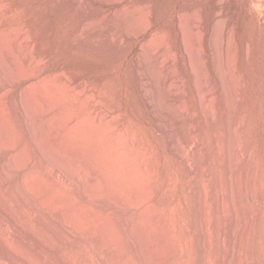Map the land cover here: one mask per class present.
<instances>
[{
	"label": "bare ground",
	"instance_id": "obj_1",
	"mask_svg": "<svg viewBox=\"0 0 264 264\" xmlns=\"http://www.w3.org/2000/svg\"><path fill=\"white\" fill-rule=\"evenodd\" d=\"M123 1L124 0H0V92L3 93H1L0 96L2 95L1 97H7V94L5 93H8L9 91L10 94V91H12L10 89L13 85H17V83L22 80L27 81L28 85H26L20 95L16 98L14 97L15 99L13 102V106L18 115L21 116V119L19 120L20 123L27 127L31 143L34 149L39 152L40 156L37 161H33V164L29 170L23 171V175L20 179V182L26 189V196H23L20 190L19 192H16L21 194L12 191L10 197H6L2 192H0V214L4 218V222H7V225L8 223H10L15 229L14 231L21 232L25 236L29 246V248H26L21 246L6 245L7 247L5 248L2 244V234L0 236V254L2 256L0 264H165L163 262V258H167L170 255V252L176 247V236L174 233V227L171 226V215L169 210L179 203V198L175 193V187L177 183L176 175L172 171V168L168 170L169 174L166 180L167 194L165 198H161L158 195L153 194L149 195V197L145 196L143 192L144 189H146L145 185L149 184L151 186V184L158 178L160 172L156 168H152L149 174L145 173L144 166L148 165L151 161V150L150 147L145 144L143 136H141L139 132L135 130V124L133 123V120L130 119L128 111L125 109L120 99L121 85L117 83L114 78L112 79L109 77L106 79V81L104 82V91L99 90L100 93H103L101 97L102 99L99 103L107 109L105 110L103 109V107L102 109L105 110L106 113L103 112V115L98 116L100 115L98 114V112L100 113L102 109L100 108V110L98 109V107H95L98 102L96 104L93 103L94 101L92 102V95H94V92L93 94L89 92V95H87L86 97L90 96V93L92 94L91 97H88V99H86L85 97L86 100H82L84 101L82 103L80 101L81 96L80 98L77 97V94H79V92H75L77 93L76 95H71L73 92L71 93L69 91V94L71 93V99L67 97L69 94L67 96L62 95L66 89L60 86L62 90L64 89V91L61 92V89L58 86L59 83L57 82L56 85L60 89V91L58 90L57 92L59 93V95H61H58L59 97L57 96V98L56 95L54 97V99H56L54 101H57V104H60L57 105L53 101L52 103L50 100V96H52V94L50 95L49 91L51 90V93H53V90L55 89L53 88L52 90L51 88L54 85L51 84L52 86H50L48 82L52 83V81H58V79L56 78H59V71H57L56 73L50 72L46 75H41L42 64L39 62L42 59L48 60L50 58L51 50L47 42L53 41V37L50 35L53 30L57 28L59 23L64 24L63 31L66 35L73 33L76 26L82 27L79 32H77L76 34L74 33L75 36L72 37L74 38V40L73 42H71L72 48L74 50H80L81 43H83H79L80 41H91V34L106 26L104 24L107 20V16L102 13V10L110 8ZM67 4H71L72 7L68 6V10L66 8L64 10L63 8ZM123 8L124 7L119 8L117 12L114 11V13L116 12V14H113L114 16L111 17L112 19L110 18L111 20L109 19L110 21L107 24L108 41L112 46H117L116 49L119 48L120 50L119 53L115 52L116 54L112 57V59L114 60H120L124 50L125 41L131 38L138 37L140 35H147L149 37V32L152 29V24L146 23L147 25L143 26L140 29L135 28V30H129V32L127 31V33H123V31H121V33L116 36L117 25H115V23L117 24V22H115V20L119 19V21L121 20L122 23L124 22L122 20H125V16L127 14L125 13ZM235 9L236 5L232 4L228 12L230 10L232 12H235ZM147 13L149 14V11ZM234 17L225 21H221L218 24L216 23L217 25L215 26V28H213V33H211L212 37L210 43L212 45V49L214 50L213 67L215 68V74L222 82V97L224 99L223 103H225V111L223 114V132L221 136L222 142L220 145L221 147H219L221 149L219 150L217 148V151L219 152L215 157L216 168L212 177V181H209V185L207 183V180L209 178L210 171L206 163L207 154L203 151L197 149L194 150L192 148L198 141L196 128L194 132H192L193 130L191 131L192 133H187L185 131V129H188L186 128V122H188L186 121V117L188 115L185 117V119L182 117L176 118L178 114H182L181 112L176 113L179 108L175 110L174 113V110H172L173 108L170 106L171 104L169 106L172 109H169V107L167 108L166 106L165 108L164 106L160 107V105L162 104V99H167V97L172 94L174 82L170 81V77H163L161 70L164 67L167 59L173 58V56L171 57V53L169 50H167V52L165 53H163V51V54L160 53L162 57L158 55L157 59H155L156 61L154 60L155 62L150 64L148 60L149 57L147 58V56H145L146 54H139L138 90L146 99L145 103L147 105L148 112L151 118L150 124L159 134V136L164 137L169 142L173 156L179 159L182 163V170L180 172V184L185 192L183 200L186 203L190 201L191 210L189 213V218L185 222L181 239L184 247L188 238L193 241L194 264H221V262H223V264H231L232 259L234 260V246L237 237L236 227L239 217L237 211L239 208H237L236 206L235 199L237 198H235L234 194L236 190L234 191L233 189L234 184L232 179H234L233 177L234 173H236V168L239 167L238 165L242 161L240 156H242L241 154L243 153V151L241 150V147H243L241 146L243 144L241 138L243 140V136L241 137V135L243 134L242 128L244 127L247 119V117L245 119V114H239L237 122L235 124H232L231 122L233 113H238L237 111L239 110L238 107L240 106L241 101V97H239L240 90L238 91L239 86L237 87L238 83L236 84L235 81V65H233V63L236 62L233 61L235 59L234 50L236 48V21ZM251 18L253 17L251 16L249 19ZM224 19H227V17H225ZM184 21L180 22L185 32L184 35H186V42L184 41V37L182 38L184 43H187L185 45L187 46V53L189 54L192 72L194 73L193 75H195L198 88L197 96L200 99L201 107L203 106L204 111L210 118H212V116L209 114L210 102H208V99L206 97L208 93L206 95L205 91L206 87L209 86L207 72L205 70L203 60L201 61L197 56V53L200 52V50L197 52V50L195 49L196 47L194 48V45L192 44V40L197 41L199 39L197 34L194 33L192 36V40H189V28H187L189 26H186L187 23ZM228 21L230 24V29H228L229 31L227 34V46L225 52V59L228 65V69H224V55L222 52L223 47L220 41H222L221 37L224 35L222 34L224 33L223 26L226 25L225 23ZM114 25L116 26V28ZM28 39L29 43L30 39L36 40V43H34L36 46L34 53H38V55L40 56V58L37 57L40 60H38L39 62H35L36 57H34L35 61H33V59L30 60V58H27L29 53H26L27 51L25 49V43ZM152 41L154 40H151V38L149 37L144 47L147 52L153 56L156 54L158 47L156 48L154 46L155 44L152 43ZM29 43H27V45ZM15 44H17L18 50L20 52H16L18 53V55L14 53L16 50L13 51L12 49V46H15ZM164 46L166 50V45ZM92 47H89L85 50H90V52L96 54V49ZM171 48L169 49L171 50ZM82 49H84V47ZM142 51H144V49ZM108 58L111 59V57L109 56ZM23 59H29V61H32V63H29V65H25ZM121 67L122 62L114 68L107 67L106 69H95L92 71L89 70L90 72L88 71L87 73H83V71H81L82 73L72 72L73 74H70V72L69 75H72V78L74 80H79L80 78L87 76L89 78V82L87 83H89L91 89H97L102 84V77L104 73L113 72L117 68ZM55 74H58V77H56ZM31 84H40L43 87L42 90L45 89V92L42 91L43 94L41 91L38 93V90L40 88H37V85H34L35 87L33 86V88L38 89H36L38 94L44 96L48 94L50 95L49 99L48 97L47 99L50 100L49 103H51L48 104L49 106H47L50 107L49 111L52 114L46 113V105L44 106V108L42 107L44 110H42L40 106H37V102L35 101L37 96L35 100L33 98L35 95H32L33 97L31 96L30 91L33 92V89L30 90ZM48 86H50L51 88L50 90L48 89L46 91V88H49ZM86 89H84L83 91H86ZM79 90H81L82 93V89ZM108 90L112 93L110 92L111 94H108ZM55 92L56 91H54V93ZM66 93H68V91ZM75 96L78 98L82 105H80V103L73 105L75 104L73 103L75 101L74 98L77 99ZM96 97H98V95ZM72 98L74 101H72ZM6 99L3 98V100ZM78 100L76 101L78 102ZM37 101L38 103L40 102L39 100ZM46 102L48 103V101ZM0 104L2 106V100ZM3 104L6 106V108H8L7 105H9V103L7 104L6 102V105L5 102H3ZM40 104L41 106L43 105L41 102L38 105ZM92 104L96 109L99 110L97 112V115L95 114L96 112H93V109L92 111H88L90 108H92ZM59 106L63 107V110L61 108L62 112L58 110ZM74 106L78 108H75ZM8 110H5L4 108L5 112ZM56 110L58 111V113L56 112ZM1 111H3L2 108ZM49 111L47 110L48 113ZM5 112H3L4 117L0 115V117H2L1 119L3 120H5L4 118L7 116H5ZM0 113L3 114L2 112ZM83 114L85 115L83 116ZM168 119H170L172 123L173 121L182 122L179 126H181V129L183 128L184 133L180 129V132H182L183 134L181 135L182 137L178 136L180 137L178 146L176 141L179 140H176L177 136L176 133L173 132L172 128L174 126L173 124H169L170 120L167 121ZM1 124L3 123H0V126H2ZM63 130H65L66 133H64L65 135L62 133L63 136H65L64 138H67L65 140L64 138L62 140L61 136V131ZM1 132L0 155L3 152L11 149L17 142H19L17 137L18 134L16 136L15 132V136L10 135L13 132H8L9 134L5 136L2 134L3 132ZM215 133L217 134V132ZM132 135L134 137V139L132 140L133 143H131V140H129V138H131L130 136ZM59 137H61L60 140H57V138ZM129 142L132 144L131 147H129ZM208 146L209 148L214 147V137L210 136L208 138ZM21 150V153L16 154L17 156L15 154V156L9 155L10 157L7 161L4 162L2 168L4 172V178H0V184L2 182H6L10 189H13L11 180L13 179V176H15H12V174H15L16 171L21 170L22 167L25 166L24 163H26L27 158H30V156H27V151L25 152L23 149ZM191 153H194L195 156L193 157L194 160L192 161L189 159ZM28 162H30L29 159ZM92 167H95V170H93ZM222 170L224 172V177L222 175ZM254 170V163H249L246 170L245 184L249 181L250 177H253L252 174L254 173ZM42 173L47 176L46 180L50 181H47V183H51V185H49V183H44L45 186H49V191L51 190L50 188H52L51 186H53V189L55 186H59V189H56L58 191H54V189L53 191L55 193L53 191L50 192V194H56V192L59 193V195L56 194L58 195L57 197H60L59 199L61 200L59 204L56 202L54 203V200H52V204L50 200V194V196L48 194L47 195L49 196L48 198H50L49 201L51 203L48 201V199H46L47 204H45L43 202L45 200H40L41 196L36 193L37 190L35 191V189L37 187H40L39 193L44 189H41L43 182L42 184H40L43 176L40 178L41 180H37V178H39V175L41 176ZM102 177H104L107 182L111 186H113L111 188L109 187V192L107 193L102 192L104 191L101 182ZM36 180L40 183L37 182V184ZM114 180H117V182ZM224 181L225 183H223ZM35 183L37 187H33ZM65 184L71 185L75 192V197L72 196V199H74L73 203H76L75 201L78 202V199H83L85 202L93 203L96 206V209H94L90 213V218H96L97 215H99L97 212L99 211V208L102 209L107 208L108 206H113L114 209L110 211L108 210L109 213L107 217H102L92 225H90V222L88 221L90 219L89 216L87 219L89 224L85 222L86 225L83 224L84 222L82 221V223L79 222L80 219L76 220L75 217L77 216H75V213L77 212V210L76 212L73 211V214L71 213L72 218L70 217V219L68 218L69 216L67 217L65 214L56 215L59 207L63 206L66 203L65 201L67 196H65L64 192L62 191V188ZM222 184H224L223 188L219 190ZM248 184L250 185L249 182ZM149 185L147 186L149 187ZM249 185H247L246 187L248 190H246L248 194L251 193L248 187L252 186ZM48 186L47 189H44L45 193L46 191H48ZM127 186H129L130 188H126ZM127 189H132V193L129 191L131 195L127 193ZM210 189L216 192H218L219 190L215 205L216 218L214 220V225L217 230L216 241H214L216 242L217 246L213 244L214 247H217V255L216 257L214 256L215 258L214 260H212V262L208 260L210 258L213 259V257H210L212 253H210L211 251L209 250H212V248L214 247L211 246V248L209 246V243L213 240V238H215H209V232L211 229H213L211 228L209 230L212 221H210V217L208 215H210L209 213L211 207L213 206L212 203V206H210L208 202ZM40 195H42V193ZM245 197H248V195ZM148 200L154 201L150 205L147 204L149 205L147 207L150 208V211L146 209L147 207H143V204L145 205V202L147 203ZM48 204H52L51 207H48ZM160 205H165L166 207H168V209H160ZM77 208L79 209V207ZM226 208L227 210H225ZM224 210L227 211L224 214L227 220L225 219L226 222L223 224L221 222V217ZM256 210L257 209L255 208V211ZM35 211L39 212V214L41 213L45 217L48 222L49 229L54 231L60 239V244H58L57 240L52 236L51 231L50 233H47L48 231L45 233L44 230V234H41V232H37L35 228H30L31 225L28 226L29 224H31L30 219H32V216H34ZM147 211L152 212V217L148 221H146V219H143V216L147 214ZM37 212L35 213L37 214ZM122 213H126L125 219L120 218V215ZM21 216L24 217L23 221L20 220L21 218L18 219V217ZM110 218H116L118 228L120 230H123V233L119 234V236L117 237L113 236L115 234H111L112 236L106 237L104 230L101 229L102 225ZM156 220H158L159 222L156 223ZM253 221L252 223L255 222ZM27 222H29L28 225ZM56 226H58L59 229H57ZM224 228L229 240V245L227 246H225L227 242L225 239L226 237L224 238L222 236V231ZM0 231L2 233V230ZM164 232H167V236L165 237L166 240L163 238L165 236L163 234ZM162 238L166 241V244L163 241L162 243H164V245L161 247L160 243L163 240ZM209 239L212 240L209 242ZM183 241L185 242V244ZM208 247H210L211 249L208 250ZM262 247H259L258 249L259 256L257 259H259V261L256 262V264H261V259L263 258L262 255L264 254ZM128 248L131 251L130 253H128ZM170 264H177V262H173Z\"/></svg>",
	"mask_w": 264,
	"mask_h": 264
},
{
	"label": "rangeland",
	"instance_id": "obj_2",
	"mask_svg": "<svg viewBox=\"0 0 264 264\" xmlns=\"http://www.w3.org/2000/svg\"><path fill=\"white\" fill-rule=\"evenodd\" d=\"M228 1H230V0H124L123 2L117 3L116 5H114L110 8L102 10V13L107 16V20L105 21V24H104V25H106L105 26L106 28L103 27L100 30H98L97 32L91 34V36H90V39H92L91 41H87V40L80 41L79 43L83 42V43H81V49L80 50H74L72 48L71 42H73V40H74V38H72V37H74L75 34L77 32H79V30H81L82 27L76 26L73 33L66 35L63 31L64 30V24H61V23L58 24L57 28L55 30H53V32L50 35L53 37V41L47 42V40H46V42H47V44L51 50V56L48 60L42 59L40 61L37 58V57L40 58L38 53L37 54L34 53V51L36 49V46L34 43H36L35 42L36 40L30 39V43H29V39H28L25 43V47H26L25 49L27 51L26 53H29L27 58H30V60L33 59V61H35V59H36L35 62L40 61L39 63L42 64L41 65V67H42V72H41L42 74L41 75H46L47 73H50V72L56 73L57 71H59V75L57 74L59 76V78H56V79H58V81L55 80V82L52 81V83L48 82L50 86H52V85H54V86L52 88L50 86H48L49 88L44 87V88H46V91L48 89L50 90V88L53 90V88H54L55 90H53V93H54V91H56L55 93H58L57 91L58 90L60 91V89H61L60 86H62V88L66 89L62 95L67 96L69 94V91L71 93L72 92L73 93L79 92V94H77V93H75V94L70 93V94L71 95L77 94V97H79V98L81 96L80 101L82 103L84 102L82 100H84L85 97L87 95H89V92H91L92 94L94 92V95L97 94L98 97H96L97 95L94 96L91 93H90V96H88V97H91V95H92L93 96L92 102L94 101L93 103H95V104L98 102V104L95 105V107H98V109H100V108L102 109L104 106L101 105L99 102L102 99L101 97H102L103 93L102 92L100 93L99 90L104 91V89H105V85H104L105 83L104 82L106 81V79L109 77L112 79L114 78V80L121 85V97H120V99H121L125 109L128 111L130 119L133 120V123L135 124V127H136L135 130H137L139 132V134L141 136H143L145 144L148 145L150 147V150H151V161L148 165L144 166L145 173L149 174L152 168H156L160 172L158 178L151 184V186L149 184H147V185H149V187L147 185H145L146 189H144V191H143L145 196L149 197V195L153 194V195H158L161 198H165V196L167 194L166 180L168 178V174H169L168 170L169 169L172 168V171L175 173L176 178H177L175 193L179 198V203L175 207L169 209L170 215H171V218H170L171 219V226L174 227V233L176 236V247L174 250H172L170 252V255L167 258H163V262L165 264H167V263L170 264L173 262H177V264H194V261H193V258H194L193 241L190 238L187 239L186 244L183 241L185 244V247H184V245L182 244V239H181L182 231H183L184 226H185V222L189 218V213L191 210V204H190V201L188 203H186L183 200V196H184L185 192H184V190L180 184V172L182 170V163L179 159H177L176 157L173 156L169 142L164 137L159 136V134L151 126L150 114L148 112V108H147V105L145 103L146 99L144 98L143 94L138 90L139 54H141V53L146 54L145 56H147V58L149 57L148 60H149L150 64H152L156 61L155 59H157L158 55H160V57H162V55L160 53H162L163 51H164L163 53H165V52H167V50H169L171 53V57L173 56V58L167 59L166 63L164 64V67L161 70L163 77H170V81L174 82L172 94H170L168 96L171 99H169L168 97H167V99L163 97L164 99H162V101H161L162 104L160 105V103H161L160 102L159 105H160V107L164 106V108H165V106L167 108L169 107V109L173 108L172 110H174L173 111L174 113H175V110H177L179 108V110H177L178 112L176 111V113L181 112L182 114H178L177 116L174 114L176 116V118L182 117L185 119V117L188 115L186 117V121H188V122H186V128H188V129H185V128L184 129L188 133V132H191L192 130H193L192 132H194V130L196 128V132H197L196 135H197L198 141L196 142V144L192 148L194 150L197 149V150L203 151L207 154L206 163H207V166H208L209 171H210L209 178L207 180V183L209 185L210 184L209 181H212V177H213V174H214V171L216 168L215 157L217 156V154L219 152L217 150L221 149L219 147H221L220 145L222 142L221 136H222V132H223V114L225 111L224 110L225 109V107H224L225 103H223L224 99L222 97L223 96L222 82L219 80V78L215 74V70H214L215 68L213 67L214 66V63H213L214 62V54H213L214 50L212 49V45L210 43L211 37H212L211 33H213V31H214L213 28H215V26L219 22L228 20L230 18H233L234 16H235L234 18L236 21V24H235V45H236V48L234 50L235 55L233 54L235 56L234 57L235 59L233 61L234 62L236 61V62L233 63V65H235L234 71H236V72H234V75L236 77L235 78L236 84L240 83L239 85L237 84V87L239 86L238 91L240 90L239 91L240 93L239 92L238 93H239V97H241L240 98L241 101H240V106L238 107L239 110L237 109L238 113L237 112H236L237 114L233 113V115H232L233 117H231V119H232L231 122H232V124H235L238 120L239 114L240 115L245 114V119H246V117H247V119H246L244 127L242 128L243 134L241 133L242 134L241 137L243 136V140L241 138V141H243V144L241 142V144H242L241 146H243V147H241V150L243 151V153L241 154L242 156H240L242 161L240 160L241 162L238 165L239 167L236 168V171H235L236 173H234V177H233L234 179H232L233 184H234L233 189H234V191L236 190L234 194H235V198H237L235 200H236V206H237V208H239L237 211V214L239 217H238V223H237V227H236L237 237H236V242H235V246H234V256H233L234 260L232 259L231 264H254V263L256 264V262L259 261V259H257L259 256L258 255L259 247H262V245H263L262 248L264 251V244H263L264 243V0H248V2H247V0H232L230 2H228ZM232 4L236 5L235 12H232L231 10L228 12V10L230 9V6ZM247 5L249 6L250 9L248 8ZM68 6L72 7L71 4H67L66 6H64L63 9L65 10V8H66L68 10ZM246 6L248 9L246 8ZM122 7H124L123 9H124L125 13H127L125 16L126 21L123 19L122 21H124V22L121 23V20L120 21H119V19L115 20V22H117V24L115 23V25H117V28L114 25L116 28V32H117L116 36H118V34H120L121 31H123V33H127V31L129 32V30L130 31L135 30V28L140 29L143 26L150 23V24H152V29L149 32L150 33L149 37L151 38V40H154V41H152V43L155 44L154 46L156 48L158 47L155 55H153V56L150 55L144 47L146 42L148 41L149 37L147 35H140L138 37L131 38V39H128L127 41H125L124 50H123V53H122L120 60L112 59V57L116 53H119L120 50H119V48L116 49L117 46H112L110 44V42L108 41L107 24L112 19L111 17H113L116 14L117 10L119 8H122ZM114 11H116V12L114 13ZM148 11H149L150 15L147 13ZM247 11H248V15L250 17L252 16L253 18L249 19L250 17L247 15ZM222 16H224V17H222ZM225 17H227V19H224ZM247 17H248V19H247ZM180 18H182V19H180ZM184 18H185V21H184ZM143 21H145V22H143ZM180 21L186 22L187 23L186 26H189V27H187V28H189V30H188L189 31L188 33L190 35L189 40H192V36L194 33L197 34L198 39L200 40V41L199 40H197V41L192 40L194 43L192 41H190V42H192V44L194 45V48L196 47L195 49L197 50V52L200 50V52L197 53L198 54L197 56H198V59H200L201 61L203 60L205 70L207 72L209 86L206 87L205 91H206V95L208 93V95L206 97L208 99V102H210L209 114L212 116V118H210L208 116V114L204 111L203 106L201 107L200 99L197 96L198 95L197 83H196L195 75H193L194 73L192 72V66L190 63L189 54L187 53L188 50H187V46L185 45L187 43H184V41L186 42V38H185L186 35H184L185 32L182 28ZM250 22H251V24H250ZM225 24L226 25L223 26V32L224 33H222V34H224L223 35L224 37L223 36L221 37L222 41H220V43L223 47L222 52L224 55L223 68L228 69V65H227L226 59H225L226 58L225 52H226V46H227V43H226L227 34L229 31L228 29H230L229 21L226 22ZM36 27H37V25H36ZM181 30H182V32H181ZM154 36H156V37H154ZM182 37H184V39H185L184 41H183ZM86 41L88 42V44ZM84 42H86V43H84ZM27 43H29V44L27 45ZM50 44L52 45V47ZM92 45H93V47H92ZM164 45H166V50H165ZM68 46L70 47V49ZM88 46L96 49V54H93L92 52H90V50L89 51L85 50V49L89 48ZM12 47H13L12 48L13 51L16 50L14 53H16V52L20 53L18 50L17 44H15V46H12ZM83 47H84V49H82ZM168 47L169 48L172 47L171 50ZM142 48L144 49V51H142L143 50ZM18 53H16V54L18 55ZM108 56L111 57V59L108 58ZM34 57H36V58L34 59ZM107 58H108V60H107ZM10 60H11V58H10ZM23 60H24L25 65H29V63L30 64L32 63V61H29V59L28 60L23 59ZM205 60H206V62H205ZM121 62H122L121 68H117L113 72L104 73V75L102 77L103 78L102 84L97 89L96 88L91 89V86L89 85V83H87V82H89V78L87 76L82 77L79 80L78 79L74 80L72 78V75H69L70 72H71L70 74H73L72 72L82 73L81 71H83V73H87L89 70L92 71L95 69H106L107 67H113L114 68V67H117L119 65V63H121ZM172 74H173V76H172ZM57 75L55 74L56 77H58ZM53 79H54V76H53ZM57 82L60 84V85L58 84L60 89L56 85ZM53 83H55V84H53ZM26 85H28V83L25 80L18 82L17 85H13L10 89V90H12V91H10L11 93L9 94V91H8V93L7 92L5 93V94H7V97L4 95L9 100H7L5 97H1L2 95L0 96L1 97L0 103L2 100V106L0 104V106H1L0 112H2V113L5 112L4 108H5V110H8V109L10 110V111L8 110L5 112V116L7 115L4 118L5 120L1 119L2 117H4L3 116L4 113L3 114L0 113V115L2 116V117H0V119H1L0 123H3V124H1L2 126H0V128L2 127L0 132L2 131L3 133L2 132L1 133L4 136L8 135L10 132H13L10 134L11 136H13L14 132H15L16 136L18 134L17 137H18V141H19L15 144L16 146L14 145L11 149L3 152L0 155V178H4V172H3L2 168H3L4 162L7 161L10 156H12V155L15 156L16 154L21 153V151H22L21 149H23L25 152L27 151L28 155L26 153L25 154L27 156H30V158L29 157L27 158L26 163H24L25 166L22 167L21 170L16 171L15 174L14 173L12 174V176L15 175V176H13V179L11 178L13 189H10L6 182H2L0 184V192H2L3 195L6 197H10L12 194V191L13 192H16V191L19 192V190L23 196H26V194H27L26 189H25L24 185L20 182V179L23 175V171L29 170L33 164V161L34 162L37 161L40 157L39 152L34 149L32 143H31L27 127L24 126L22 123H20L19 120L21 119V116L18 115L17 111L14 109V106H13L14 99L20 95V93L26 87ZM34 85L35 86L37 85L36 87L40 88L39 90L36 88L38 90V93L40 91L45 92L44 91L45 89L42 90V88H43L42 85L31 84L32 88L30 86V90L33 89V92L30 91L31 96L35 95L34 97L32 96L34 98V100L37 96V98L35 100L37 102V103L35 102L37 104V106L38 107L40 106V108H42V107L44 108V106L46 105V107L48 109L46 108L45 111L47 114H50L51 112L49 111L50 107H48L49 106L48 104H50L52 101L57 104V101L56 102L54 101V100H56V99H54V97L56 95V98H57L59 93L58 94L54 93V96H53V93H51L52 91L50 90L49 94L50 95L52 94L53 98L47 92L46 93L48 95H45L46 96L45 97L44 95L37 93V90L35 88H33ZM55 85H56V87H55ZM79 89H82V93H81V90H79ZM84 89H86V91H83ZM63 91H64V89L63 90L61 89V92H63ZM67 91H68V93H66ZM35 92H36V94H35ZM43 92H42V94H43ZM108 92H109V90H108ZM110 92L108 94L112 93V92L111 93ZM1 93L2 92H0V94ZM32 93H34V94H32ZM46 93H44V94H46ZM80 93H81V95H80ZM70 94L67 97H69L71 99ZM49 96H50V100H51L50 103H49L50 100H48ZM59 96H61V95H59ZM47 97H48V99H47ZM88 97H86V99H88ZM3 98L6 100H3ZM44 98L47 100H45ZM94 98H96V99H94ZM37 100H39L43 105L42 106H41V104L38 105L40 102L38 103ZM74 100L72 98V101H74L73 103H75L73 105L80 103L78 98L77 99L74 98ZM76 100H78V102ZM46 101H48V103ZM3 102H5V104H6V102H7V104L9 103V105L6 104L8 108H6V106L3 104ZM80 105H82V104L80 103ZM3 106H4V108H3ZM91 107L92 108H90L88 111H92V109H93V112L94 113L96 112L95 114L97 115V112L99 110L96 109L93 104ZM181 107H182V109H181ZM183 107L184 108L186 107V108L184 109ZM1 108L3 111H1ZM43 108H42V110H44ZM61 108L63 110V107H60V106L58 107V110L61 111ZM75 108H78V107H75ZM19 109H21V108H19ZM103 109L106 110L107 108L104 107ZM103 109L101 110L100 113L98 112V114H100L98 116H101L104 114L103 112H105V110H103ZM183 109H184V112H183ZM47 110L49 111V113L47 112ZM180 110H182V111H180ZM19 112H20V110H19ZM56 112L58 113L57 110H56ZM84 115L85 114H83V116ZM169 120L170 119H168L167 121H169ZM189 120H190V122H189ZM4 121H5V123H4ZM169 122H170L169 123L170 125L173 124V126H174V127H172V126L171 127L173 128V132L176 133V136H177L176 140H179L180 137H182L181 135L184 133L183 128L181 129L180 128L181 126H179V125H181L182 122L181 121L180 122L179 121H173V123H172L171 120ZM190 128H191V130H190ZM180 129L182 130L183 133L180 132L181 131ZM215 132H217V134ZM62 133L64 134L65 130L61 131V136H62V140H63V138L65 136H63ZM178 136H180V137H178ZM210 136L214 137V147L213 148H209V146H208V138ZM66 137H67V135H66ZM130 137L131 138H129V140H131V143H133L132 142V140L134 139L133 135ZM60 138L61 137L57 138V140L58 139L60 140ZM65 139H67V138H64V140ZM178 142H180V140L176 141L177 146L179 144ZM131 143L130 142L128 143L129 147H131V145H132ZM189 157H190L189 159L191 161L194 160L193 159V157H195L194 153H191V155ZM28 159L30 160V162H28ZM251 162L254 163L255 170H254V173L252 174L253 177L252 178L250 177V179L248 181L250 183V185H249L248 182L245 184V182H246L245 176H246V170L248 168V165ZM92 169L95 170V167H92ZM222 175L224 177L223 170H222ZM42 176H43V179L41 180L40 178ZM45 176L46 175L44 173H42L41 176L39 175V178H37V180L38 179L41 180L40 181L41 183L38 182L39 180L38 181L36 180V183L38 182V183L42 184V182H43L41 189H43V188L47 189V186H48V185L45 186V184H44V183H47V181H49V180H46L47 176L46 177ZM250 180H251V182H250ZM114 181L117 182V180H114ZM101 182H102V185L104 188V191H102V192H104V193L109 192L108 191L109 187L110 188L113 187L107 182V180L104 177H102ZM116 182H115V184H116ZM36 183L33 185V187L34 186L37 187ZM223 183H225V181ZM49 185H51V183H49ZM223 185L224 184H222V186L219 188V190H221L223 188ZM247 185H249V186L252 185L251 187H248V189H250L249 191H251V193L249 192L250 194L247 193V191H248L246 188ZM51 187L52 188H50L51 190L49 191V186H48V191H46V193H45L44 189H43L44 192L42 190L39 193L40 187H37L35 189V191L37 190L36 193L39 196H41L42 199L39 197L40 200L46 201V202L43 201L45 204H47L46 199H48V201H49L50 198H51L50 199L51 202H52V200H54V203L56 202L59 204L61 201L59 199L60 197H57L59 195V193L56 192V194H58V195L54 194L55 193L54 191H58L56 189L59 186H55L54 187L55 190L53 189V186H51ZM126 188H130V187L127 186ZM62 189H63L62 191L64 192L65 196H67L66 201H65L66 203L63 206L59 207V210L57 211L56 215L65 214L67 217L69 216L68 218L70 219V217L72 218V214L74 212H76V210H77V212L75 213V216H77V217H75V219L76 220L80 219L79 222L82 221V222H84L83 224H85V225L89 221L90 225H92V224H95L102 217L103 218L107 217L109 211L114 209L113 206H108L107 208H102V209L99 208V211H97L99 215H97L96 218L95 217L90 218V213L94 209H96V206L93 203L85 202L83 199H78V202L75 201L76 203H73L74 199H72V196L75 197L74 196L75 192H74L72 186L65 184ZM127 190H128L127 193H129V191L131 192L132 189L131 190L127 189ZM210 190H209V195H208V197H209L208 202H209L210 206H212V204H213V206L211 207V210L209 213L210 215L212 213V215L211 216L208 215L210 217L209 218L210 221H212L211 222L212 224H210L209 230L211 228H213V229H211L212 233H211V230L209 232V238H212V237H215V238H213V240L211 239L212 241L209 239V242L211 241L209 243L210 244L209 246L214 247L213 244L216 245L215 241H216V233H217V230H216L215 225H214V220L216 218L215 205H216V201L218 198L219 190H218V192H216L214 190H211V191ZM52 191L54 192L53 193L54 195L50 194V192H52ZM18 192H16V193H18ZM21 193H18V194H21ZM41 193H42V195H40ZM43 193H45V194H43ZM131 193H129V194L131 195ZM47 194L48 195L50 194L51 197L48 198L50 195L48 196ZM247 195H248V197H245ZM249 196H250V198H249ZM247 199H250V200H247ZM148 201H147V203L145 202V205L143 204V207L145 206V208H146L147 206H149L150 204H152L154 202L151 200H148ZM251 201H253V202H251ZM52 204H53V202H52ZM147 204H149V205H147ZM51 205L48 204L47 206L51 207ZM250 206H251V208H250ZM14 207H16V206H14ZM77 207H79V209ZM159 208L160 209L164 208L163 210L168 209V207H166L165 205H160ZM255 208L257 209L256 211H255ZM146 209L150 211L149 207H147ZM225 210H227V208ZM225 210H224L222 217H221V222L223 224L227 220L225 215H224L227 212ZM149 211H147L146 212L147 214L143 216L144 218L142 217L144 220L146 219V221L150 220V218L152 217V212H149ZM35 212H37V211H35ZM35 212H34V216H32V219H30L31 224H29V222H27V225L28 224H29L28 226L31 225L30 228L31 227L35 228L37 230V232H39V233L41 232V234L42 233L44 234V232H43L44 230H45V233L47 231H48L47 233H50V231H51L52 236L57 240L58 244H60V242H61L60 239L58 238V236L56 235V233L54 231L49 229L48 222L45 219V217L41 213L39 214V212H37V214H36ZM125 214L126 213H122L120 215V218L125 219V216H126ZM88 216L91 220L89 219L87 221ZM18 219L23 221L24 217L21 216V217H18ZM256 220H257V222H256ZM146 221H144V222H146ZM252 221L254 223H252ZM155 222L158 223L159 221L156 220ZM251 227H253V228H251ZM56 228L59 229L58 226H56ZM101 229L104 230L106 237L112 236L111 234H115L113 236L117 237V236H119V234L123 233V230H120L117 226V219L116 218H110L107 222H105L102 225ZM0 230H2V233L0 231V236L3 234L1 236L3 238L2 239L3 247L6 248L7 246L13 245V246H21V247L29 248L28 242H27L25 236L21 232L14 231L15 229L13 228V226L10 223H8V225H7V222H4V218L2 217L1 214H0ZM222 232H223L222 236L224 238L226 237L225 239L227 241L226 242L225 239L223 238L224 241L226 242V245H225V242H224V245L227 246V245H229V240H228V235L225 232V228L223 229ZM166 233L167 232L163 233L165 235V236L163 235L164 236L163 238L165 240H166L165 237L167 236ZM164 239L160 243L161 247L166 242ZM163 241H164V243H162ZM248 245H249V247H248ZM216 246L214 248L211 247L212 250H209L211 248L208 247V250L211 251L210 253L213 254V256H212V254L210 255V257H213V259L212 258L208 259L211 262H212V260H214V258L217 255V253H216L217 247ZM130 252L131 251L128 248V253H130ZM262 256H263V258L261 259V264H264V254ZM208 257H209V255H208ZM252 257H254V258H252ZM1 260H2V256L0 254V261ZM254 260H255V262H254ZM221 264H223V262H221Z\"/></svg>",
	"mask_w": 264,
	"mask_h": 264
}]
</instances>
